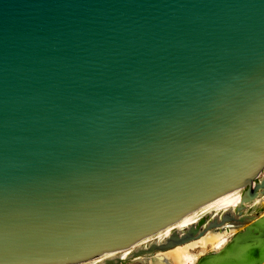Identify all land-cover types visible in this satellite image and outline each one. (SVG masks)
<instances>
[{
	"label": "water",
	"instance_id": "95a60500",
	"mask_svg": "<svg viewBox=\"0 0 264 264\" xmlns=\"http://www.w3.org/2000/svg\"><path fill=\"white\" fill-rule=\"evenodd\" d=\"M234 190L131 256L255 219L264 0H0V264H82Z\"/></svg>",
	"mask_w": 264,
	"mask_h": 264
},
{
	"label": "bare ground",
	"instance_id": "6f19581e",
	"mask_svg": "<svg viewBox=\"0 0 264 264\" xmlns=\"http://www.w3.org/2000/svg\"><path fill=\"white\" fill-rule=\"evenodd\" d=\"M240 202V190H234L232 192L226 193L215 201H213L212 203H210L209 205H207L206 207H204L203 209H201L200 211H198L197 213L185 218L184 220L178 222L169 229L151 237L154 239L145 245L140 244H143L151 238L137 243L133 246H130L128 248L106 254L104 256L95 258L82 264H97L95 262H97L99 259H101L103 262L106 259H112L114 257H119L122 260L116 263L119 264L120 262L124 261L123 258H125V255L127 254L126 251H130L128 254L129 260H131L132 258H136V264H202V262L206 260L215 259L218 256H221L225 252V249H227L228 247H232L233 249H235L234 247H237V252L230 251V256H227L225 258V263L223 264H239L237 260L239 259V257H243V255L250 247L264 242V228L255 224L256 219L258 217L260 218L261 216H263V211L261 213H252L261 203L264 202V194L259 195L252 201L245 204L246 207L243 210V215L250 214L255 218L254 220H244L242 222L230 221L227 223H223L218 227L205 228L202 235L191 239L185 243L178 244L167 250H155L149 254H138L132 256L131 252H133V250H135L136 248H147V246L153 241L158 244H161L174 230L185 232V230L190 226V224H193L202 216L207 215L208 212H211L209 213V215L212 216L211 214L218 215L225 211H233L240 204ZM240 225H244V228L236 232L237 228ZM196 249H199L201 251V254L206 250H210V252L198 258L199 255L193 253ZM118 253L123 254H121V257L115 256Z\"/></svg>",
	"mask_w": 264,
	"mask_h": 264
},
{
	"label": "snow or ice",
	"instance_id": "6c2138e0",
	"mask_svg": "<svg viewBox=\"0 0 264 264\" xmlns=\"http://www.w3.org/2000/svg\"><path fill=\"white\" fill-rule=\"evenodd\" d=\"M242 264H264V242L250 247L242 257Z\"/></svg>",
	"mask_w": 264,
	"mask_h": 264
},
{
	"label": "rangeland",
	"instance_id": "374dc122",
	"mask_svg": "<svg viewBox=\"0 0 264 264\" xmlns=\"http://www.w3.org/2000/svg\"><path fill=\"white\" fill-rule=\"evenodd\" d=\"M240 192H241V190H240ZM264 203V202H263ZM263 203H261L252 213L254 214V212H259V213H261L262 211H263V208H264V204ZM209 213H211V212H208L207 214H209ZM212 216H215V215H213V214H211ZM244 228V225H240L238 228H237V230H236V232L237 231H239V230H242ZM172 231V230H171ZM232 237V236H231ZM154 238H151L150 240H148V241H146V242H144L143 244L141 243L140 245H145V244H147L148 242H150L151 240H153ZM127 252V254L125 255V258H123L124 259V261L123 262H120L119 264H136V262H135V260H136V258H132L131 260H129L128 259V254H129V252L130 251H126ZM208 252H210V250H206V251H204V252H202V254H201V251L198 249H196L193 253L194 254H198L199 256H198V258H200L202 255H204V254H206V253H208ZM121 254H123V253H118V254H116L115 256H120L121 257ZM104 260V259H103ZM198 260V259H197ZM100 262H102V260L101 259H99L97 262H95V263H100ZM91 264V263H90Z\"/></svg>",
	"mask_w": 264,
	"mask_h": 264
}]
</instances>
